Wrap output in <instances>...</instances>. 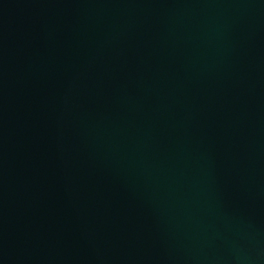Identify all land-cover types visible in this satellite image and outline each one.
Here are the masks:
<instances>
[{"label":"water","instance_id":"1","mask_svg":"<svg viewBox=\"0 0 264 264\" xmlns=\"http://www.w3.org/2000/svg\"><path fill=\"white\" fill-rule=\"evenodd\" d=\"M0 264H264V0H0Z\"/></svg>","mask_w":264,"mask_h":264}]
</instances>
